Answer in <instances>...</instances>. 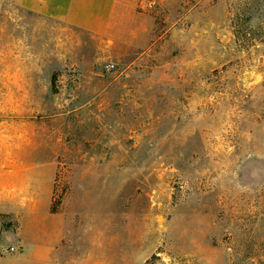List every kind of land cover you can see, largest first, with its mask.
Instances as JSON below:
<instances>
[{"label": "rangeland", "instance_id": "1", "mask_svg": "<svg viewBox=\"0 0 264 264\" xmlns=\"http://www.w3.org/2000/svg\"><path fill=\"white\" fill-rule=\"evenodd\" d=\"M143 27L0 6V177L64 216L50 264H264V0L153 5Z\"/></svg>", "mask_w": 264, "mask_h": 264}, {"label": "crops", "instance_id": "2", "mask_svg": "<svg viewBox=\"0 0 264 264\" xmlns=\"http://www.w3.org/2000/svg\"><path fill=\"white\" fill-rule=\"evenodd\" d=\"M183 0H0V6L11 7L20 16L32 13L44 19L61 22L73 28H79L95 35L112 39H130L144 30L143 21L150 14L153 5H181ZM14 185L6 184L0 177V242L14 238L19 241L21 256L0 264H16L31 259L35 263L50 264L61 256L60 247L68 236V225L63 215L39 209L37 199L20 202L22 194L14 192ZM9 188V189H8ZM16 188V187H15ZM12 208L6 211V208ZM11 213L18 221L17 233L6 230L1 215ZM45 224L44 231L39 226ZM42 236V242L29 249L32 239ZM16 250V249H15ZM5 253H11L7 250ZM16 252V251H15ZM14 253V252H12ZM2 256V255H0ZM15 261V262H14Z\"/></svg>", "mask_w": 264, "mask_h": 264}, {"label": "built area", "instance_id": "3", "mask_svg": "<svg viewBox=\"0 0 264 264\" xmlns=\"http://www.w3.org/2000/svg\"><path fill=\"white\" fill-rule=\"evenodd\" d=\"M109 71L110 70H112V69H114V66H108V68H107ZM7 251H9V252H15V248L14 247H11L10 249H8Z\"/></svg>", "mask_w": 264, "mask_h": 264}, {"label": "trees", "instance_id": "4", "mask_svg": "<svg viewBox=\"0 0 264 264\" xmlns=\"http://www.w3.org/2000/svg\"><path fill=\"white\" fill-rule=\"evenodd\" d=\"M53 84H54V81H53Z\"/></svg>", "mask_w": 264, "mask_h": 264}]
</instances>
